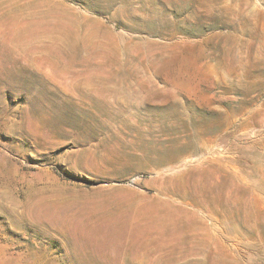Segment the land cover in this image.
Returning a JSON list of instances; mask_svg holds the SVG:
<instances>
[{
	"label": "rangeland",
	"instance_id": "obj_1",
	"mask_svg": "<svg viewBox=\"0 0 264 264\" xmlns=\"http://www.w3.org/2000/svg\"><path fill=\"white\" fill-rule=\"evenodd\" d=\"M0 264H264V0H0Z\"/></svg>",
	"mask_w": 264,
	"mask_h": 264
},
{
	"label": "bare ground",
	"instance_id": "obj_2",
	"mask_svg": "<svg viewBox=\"0 0 264 264\" xmlns=\"http://www.w3.org/2000/svg\"><path fill=\"white\" fill-rule=\"evenodd\" d=\"M204 150V148H202L199 143L196 141V140H193V142H191V146H190V153L189 155L191 156H195V155H198V154H203L201 157V163H199L201 165V167L203 168H207L205 170H208L210 169L211 167H213V165L215 163H220L222 160L219 158V157H216L215 155L213 154H210L209 152V155L207 154L206 155V152ZM217 155V154H216ZM200 156V155H199ZM216 161H219V162H216ZM224 161V160H223ZM233 161V160H232ZM236 161V160H235ZM237 162V161H236ZM229 163L231 164L232 162L229 161ZM228 164V163H227ZM221 165V164H220ZM223 165V164H222ZM225 167V166H224ZM237 170V169H236ZM238 171V170H237Z\"/></svg>",
	"mask_w": 264,
	"mask_h": 264
}]
</instances>
